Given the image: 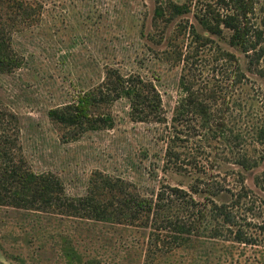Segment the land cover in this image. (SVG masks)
<instances>
[{
  "label": "rangeland",
  "instance_id": "obj_1",
  "mask_svg": "<svg viewBox=\"0 0 264 264\" xmlns=\"http://www.w3.org/2000/svg\"><path fill=\"white\" fill-rule=\"evenodd\" d=\"M26 1L38 10L31 26H12L7 9L0 11V24L22 60L12 73L0 72V109L19 119L20 145L28 168L58 176L67 195L74 198L87 194L95 172L130 182L146 198L167 186L176 187L201 202L199 209L202 214L207 211V219H200L195 233L199 238L188 252H173L159 242L149 261V232L39 219L0 206V264H23L16 259L23 256L29 264H64L56 242L61 233H70L97 264H164L163 258L172 254L173 264H264V146H255L254 157L262 160L243 183V176L228 165L230 148L203 132L200 121L189 118L185 136H180L184 141L176 145L183 155L180 164L185 163L184 170L189 172L166 166L168 129L176 106L185 97L180 88L183 66L177 65L175 57L181 49L194 47L190 31L193 26L200 30L194 14L207 4L223 13L219 1L193 0V12L168 26L153 20L157 0ZM172 1L182 4L186 0ZM252 18L255 25L262 24L264 0H256ZM214 41L200 51L189 78L202 94L224 91L227 105L213 106V111L225 116L228 130H244L248 137L244 145L251 152L255 147L248 133L256 122L253 116L258 111L264 115V57L251 64L226 41ZM224 51L235 54L237 60L224 56ZM239 66L245 78L235 83ZM107 67L152 81L162 96L167 125L132 121L129 102L119 100L110 109L115 120L112 129L68 140L65 131L50 120L49 111L73 103L82 92L97 86ZM195 184L206 191L204 198L192 192ZM243 186L248 191L238 203L235 195ZM210 192H222L235 216L234 225L223 228L216 238H210L209 232L223 221L210 212V206H204L210 203ZM177 210L183 217L193 215ZM38 227L45 234L37 235L34 229ZM239 231L249 243L237 242Z\"/></svg>",
  "mask_w": 264,
  "mask_h": 264
},
{
  "label": "trees",
  "instance_id": "obj_2",
  "mask_svg": "<svg viewBox=\"0 0 264 264\" xmlns=\"http://www.w3.org/2000/svg\"><path fill=\"white\" fill-rule=\"evenodd\" d=\"M218 1L223 13L221 9L216 11L210 4L199 13L196 12L194 16L200 30L193 26L190 31L194 47L186 51L181 49L175 57L177 65L183 66L180 88L185 97L174 110L168 129L165 160L167 167L178 172L187 171L184 170L185 163L180 164L183 155L178 152L176 145L178 141H184L180 136L185 133L186 120L191 118L201 122L203 132L212 134L217 141L230 148L228 165L236 168L237 174L243 176L244 183L246 176L257 170L262 160L256 159L254 152H257L255 146H264V115L258 111L253 116L256 122H253L248 136L255 148L250 152L244 145L248 138L244 130H228L225 116L218 117L213 111V106L227 105L224 91L212 89L210 95L202 94L192 83L189 73L200 51L213 44L215 39L226 41L230 48L243 54L251 64L259 63L264 57V20L260 26L253 23L256 0ZM192 7L193 0H186L182 4L172 0H157L153 20L155 24L163 22L168 26L175 19L191 14ZM1 8L7 9L12 26L22 23L23 27L31 26L37 21V7L26 0H0V11ZM223 54L237 60L235 54L225 51ZM21 66L22 60L12 48L11 36L0 24V72L12 73ZM237 69L235 83L245 78L240 66ZM119 100L129 102L132 121L161 125L168 123L162 96L156 85L139 74L125 75L113 67L105 69L104 78L97 86L82 92L73 103L50 110L48 115L53 123L65 131L68 140H77L88 132L112 129L115 120L110 109ZM21 149L18 117L0 109V206L39 219L47 217L102 223L149 232L152 248L148 255L149 261H153L151 256L159 248V242L173 252H188L196 243L195 239L199 238L195 233L198 232L200 219H207V211L202 214L199 209L201 202L192 195L189 198L182 189L167 186L155 197L146 198L130 182L95 172L89 180L87 194L74 198L67 195L58 176L52 173L37 174L29 169ZM261 183L264 191V177ZM207 186L209 188L210 185ZM191 189L195 195L204 198L206 191L202 192L200 185L195 184ZM247 191L248 188L243 186L242 191L235 195L238 203ZM210 194L207 196L211 197L210 203L204 206H210V212L223 221V225L209 232L210 238H216L223 233V228L234 225L235 216L229 209L228 201L222 199V192ZM177 209L193 215L183 217ZM34 232L37 235L45 234L39 227ZM237 240L239 243L250 242L241 231L237 233ZM56 242L64 264H97L96 258L84 253L70 233H61ZM164 248L163 256L166 255ZM171 257H174L173 254ZM171 257H164V264L175 263ZM16 259L29 264L24 256Z\"/></svg>",
  "mask_w": 264,
  "mask_h": 264
}]
</instances>
